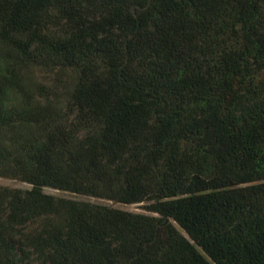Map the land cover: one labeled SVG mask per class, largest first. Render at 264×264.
I'll list each match as a JSON object with an SVG mask.
<instances>
[{
    "label": "trees",
    "instance_id": "16d2710c",
    "mask_svg": "<svg viewBox=\"0 0 264 264\" xmlns=\"http://www.w3.org/2000/svg\"><path fill=\"white\" fill-rule=\"evenodd\" d=\"M0 39L53 75L0 77V264H264V0H0Z\"/></svg>",
    "mask_w": 264,
    "mask_h": 264
},
{
    "label": "rangeland",
    "instance_id": "374dc122",
    "mask_svg": "<svg viewBox=\"0 0 264 264\" xmlns=\"http://www.w3.org/2000/svg\"><path fill=\"white\" fill-rule=\"evenodd\" d=\"M0 77H5L9 82L10 94L15 89V83H21V85H26L29 82L41 83V84H51L53 75L50 73L29 70L21 66V69L17 67L15 59L13 57L10 46L7 42L0 39ZM263 153V152H262ZM264 156V153H263ZM250 188L248 191L251 207L247 216V223L250 225H256L264 222V180L256 183L246 185ZM31 190V187L25 183L0 178V217L4 214V203L7 199L12 196H16L19 193H25ZM41 192L45 195L59 197L69 200H74L78 202H84L92 205H102L108 206L122 211L142 214L151 216L150 213L145 211L144 207L147 203H139L132 205H125L114 203L112 201H107L99 198H93L89 196H82L73 193L61 192L58 190L50 188H42ZM176 229L184 235V233L174 225Z\"/></svg>",
    "mask_w": 264,
    "mask_h": 264
}]
</instances>
